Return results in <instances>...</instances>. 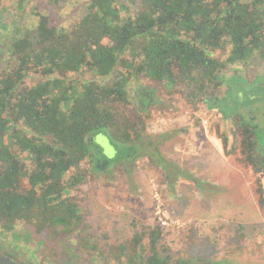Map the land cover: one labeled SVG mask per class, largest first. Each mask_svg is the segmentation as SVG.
I'll return each mask as SVG.
<instances>
[{
  "label": "trees",
  "instance_id": "obj_1",
  "mask_svg": "<svg viewBox=\"0 0 264 264\" xmlns=\"http://www.w3.org/2000/svg\"><path fill=\"white\" fill-rule=\"evenodd\" d=\"M8 2L14 0H0V10ZM87 11L69 27L40 15L7 58L0 52V235L13 238L15 250L29 239L59 250L77 234L75 254L85 249L88 263L174 264L157 254L164 236L158 225L86 249L79 237L88 224L73 192L107 158L95 144L98 134L111 140L120 163L146 150L157 161L146 134L155 87L181 93L193 109L221 103L224 118L232 115L235 108L223 106V87L231 86L222 75L264 49V0H89ZM131 86L139 89L138 105ZM236 104L245 105L239 96ZM236 110L231 149L222 134L225 151H240L239 162L264 175V147Z\"/></svg>",
  "mask_w": 264,
  "mask_h": 264
},
{
  "label": "rangeland",
  "instance_id": "obj_2",
  "mask_svg": "<svg viewBox=\"0 0 264 264\" xmlns=\"http://www.w3.org/2000/svg\"><path fill=\"white\" fill-rule=\"evenodd\" d=\"M21 4L19 0H14L0 10V52L3 51L1 55L4 58H7V52L22 33L38 26L40 15H56L62 20L60 25L69 27L86 15L89 0H74L67 4H54L49 0H26ZM261 51L251 55L246 62L229 67L222 75L232 87L230 101L234 104L235 111L238 108L245 115L248 109L244 108L245 105L237 106L236 101L242 94L241 90L245 91L250 79L257 82L264 77L259 73L264 70V49ZM153 86L154 84L151 85ZM138 90L131 86L130 94L136 105L139 104ZM153 90V103L150 100L146 102L148 108L153 107L151 118L147 120L146 134L152 137L167 134L171 137L169 132L174 128L180 127L181 134L189 128L193 139L190 140L191 138L186 136L181 138L180 152L187 157L200 158L202 164L206 165L205 168L195 169V180L199 182H180V187L187 189L194 202L183 205L181 198L169 196L163 181L155 171L147 168L151 158L145 154L149 150L140 155L141 159L134 160L131 157L123 163H120L123 159L118 161L117 155L110 159V162L103 159L92 177L73 192L88 224L87 228L81 230L80 240L84 242L86 249L95 243L119 244L132 239L137 232L156 226L154 194L150 184L154 179L163 192L167 209L172 216L184 223L182 228L163 230L164 236L157 248L159 257L170 255L174 264H264V208L260 206L261 197L258 192L259 177L264 175H258L251 167L242 165L239 162L240 151L229 155L225 151L224 143V160L228 164L223 159L212 160V154L208 153V150L206 152L207 144V148L215 144L208 140L213 137L223 142V135L230 138L231 149L235 123L225 119L219 109L210 110L203 103L198 109L191 108L179 92L157 90L156 87ZM228 90L227 86L223 87L224 94ZM208 119L209 123L205 124ZM173 142L170 141L171 144ZM114 159L117 161H112ZM222 166L228 171L224 172ZM216 168L220 170L218 178L230 173L229 181L212 179ZM200 174L203 177H200ZM105 175L108 176L107 179L103 178ZM207 181L210 183H205ZM212 183H216V186L212 187ZM262 185L264 187V179ZM147 187L153 208L148 202L151 198L145 194ZM139 192H143L140 197L143 201L137 198ZM169 205L172 209L168 208ZM179 206L187 211H178ZM73 237H67L59 250L46 249L45 246L29 239L22 241L21 248L16 251L13 238L2 234L0 255L13 258L15 255L16 258L24 256L28 263L34 264H93L92 260L95 264H100L99 257H92L89 263L82 260L81 253L85 249L75 254L79 241L77 234ZM145 242L149 245L150 238L147 237ZM152 253L149 249V255Z\"/></svg>",
  "mask_w": 264,
  "mask_h": 264
},
{
  "label": "crops",
  "instance_id": "obj_3",
  "mask_svg": "<svg viewBox=\"0 0 264 264\" xmlns=\"http://www.w3.org/2000/svg\"><path fill=\"white\" fill-rule=\"evenodd\" d=\"M160 128L163 129L162 126ZM171 128H173V127H171ZM191 131H192V128H191ZM169 133L172 134L171 137H169V135H167V134L165 136L159 135L158 137H152L151 136L153 138L154 143H155V145H154L155 148L152 147V152H155L158 157H157V161H154L153 159L149 160L150 164H148L147 168L150 169L151 171L152 170L155 171L156 175L163 181V183L167 187V190H168L170 197H173L176 199L181 198L183 203H184L183 205H185V203L186 204L187 203L192 204L194 202V199H192L193 197H191L190 194H188L187 189H183L180 187V182L186 183V184H190L193 181L195 183L199 182V181L195 180V177H196L195 176V173H196L195 169H202V167L205 168L206 165L202 164V160L200 158L187 157L185 154H181V152H180V148H179L180 147V144H179L180 139L184 138L185 136L188 139L191 138L190 140L193 139V136L190 134L189 128L187 129V131L184 134H181L180 127L174 128ZM207 133H205V134L207 135ZM195 136L197 137L196 134H195ZM175 140H177V141H175ZM170 141H174V142L171 144ZM208 141H210L211 143H215V144H213L214 146L211 145L210 148H207L208 144L206 146V152L208 150V153L212 154V156H211L212 160H213V158H219L220 160H222V159L224 160L225 156H224L223 142L220 139L213 138V137H211L210 140H208ZM104 160H109V159L104 158ZM223 167L224 166H222V168ZM223 170H224V172L228 171L227 168H223ZM219 171H220L219 168H216V170H215L216 173L212 179H215V178L218 180L220 179L223 182L229 181L231 174L230 173L227 175L225 174L222 177L218 178L219 177ZM224 172H222V174ZM105 176L106 177H103V178L107 179L108 176L107 175H105ZM200 177H203L202 174H200ZM210 182H211V180H210ZM210 182L207 181L205 183H210ZM211 185H213L212 187H215L216 183H212ZM203 187H205V184H203ZM185 188H187V187H185ZM142 194H143V192H139V197H137L140 201H143L140 198L142 196ZM145 194L151 198V200L149 199L148 202H149V206L153 208V201H152V197L150 195V192L148 191V187H147V192ZM142 199H144V198H142ZM172 201H174V200H172ZM168 208L172 209L170 207V205L168 206ZM179 208H180V206H179ZM182 209H184V211ZM178 211L186 212L187 209L180 208V210H178Z\"/></svg>",
  "mask_w": 264,
  "mask_h": 264
},
{
  "label": "flooded vegetation",
  "instance_id": "obj_4",
  "mask_svg": "<svg viewBox=\"0 0 264 264\" xmlns=\"http://www.w3.org/2000/svg\"><path fill=\"white\" fill-rule=\"evenodd\" d=\"M259 73H261L262 76H264V70H260ZM228 88H229L228 92H226V94H224L223 97L224 99L226 98L225 101L228 102L225 103L223 106L226 107L227 105H229L231 109H234V104H232L230 101L232 87H228ZM240 100L243 102V105L245 104L244 108L248 109L247 115H245V113L241 111L244 121L251 127L254 136L258 138V141L261 142V146L264 147V110H263L264 109V77L257 82L254 81L253 79H250L248 85L246 86L245 91H242V94L240 95ZM218 103L219 102H215V104ZM221 107L222 104L219 103L216 108L220 109ZM234 111L235 109L231 111L232 115L227 117L229 121L235 122L234 120L238 116V112L237 110L235 112ZM21 263L30 264L27 262H21Z\"/></svg>",
  "mask_w": 264,
  "mask_h": 264
},
{
  "label": "built area",
  "instance_id": "obj_5",
  "mask_svg": "<svg viewBox=\"0 0 264 264\" xmlns=\"http://www.w3.org/2000/svg\"><path fill=\"white\" fill-rule=\"evenodd\" d=\"M209 119L205 121V124L209 123ZM206 128H208L207 125ZM150 184L152 193L154 194V215L156 218L157 225L165 231L182 228L184 226V223L181 219L172 216L170 211L167 209L163 192L156 183V180L152 179Z\"/></svg>",
  "mask_w": 264,
  "mask_h": 264
},
{
  "label": "clouds",
  "instance_id": "obj_6",
  "mask_svg": "<svg viewBox=\"0 0 264 264\" xmlns=\"http://www.w3.org/2000/svg\"><path fill=\"white\" fill-rule=\"evenodd\" d=\"M95 144L102 154L108 159H112L117 155L115 146L111 143L110 139L104 134H98L95 137Z\"/></svg>",
  "mask_w": 264,
  "mask_h": 264
},
{
  "label": "water",
  "instance_id": "obj_7",
  "mask_svg": "<svg viewBox=\"0 0 264 264\" xmlns=\"http://www.w3.org/2000/svg\"><path fill=\"white\" fill-rule=\"evenodd\" d=\"M0 264H18L9 256L0 255Z\"/></svg>",
  "mask_w": 264,
  "mask_h": 264
}]
</instances>
